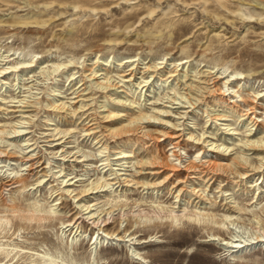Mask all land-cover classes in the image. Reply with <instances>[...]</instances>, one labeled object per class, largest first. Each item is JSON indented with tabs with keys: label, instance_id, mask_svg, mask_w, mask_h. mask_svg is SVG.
<instances>
[{
	"label": "rangeland",
	"instance_id": "rangeland-1",
	"mask_svg": "<svg viewBox=\"0 0 264 264\" xmlns=\"http://www.w3.org/2000/svg\"><path fill=\"white\" fill-rule=\"evenodd\" d=\"M132 68L136 78L125 82ZM0 71V151L16 156L0 159V264H264V151L245 143L264 139V109L252 130L246 115L255 96L264 108V0H0ZM208 76L211 95L185 85ZM233 90L248 101L229 102L224 93ZM111 107L128 113L115 127L142 126L151 137L100 127L108 135L98 143L101 133L87 127L94 116L107 124ZM23 115L30 120L21 124ZM176 124L182 160L160 134ZM18 126L26 133L14 132ZM129 140L123 149L132 157L118 161ZM30 151L34 172L24 160ZM152 155L163 165L158 180L167 166L216 156L248 165L195 179L204 200L192 192L177 198L172 183L144 186ZM110 167L126 183L79 200L110 178ZM63 180L77 197L61 198ZM89 205L109 222L104 229L87 218Z\"/></svg>",
	"mask_w": 264,
	"mask_h": 264
},
{
	"label": "bare ground",
	"instance_id": "bare-ground-1",
	"mask_svg": "<svg viewBox=\"0 0 264 264\" xmlns=\"http://www.w3.org/2000/svg\"><path fill=\"white\" fill-rule=\"evenodd\" d=\"M160 68H158V69H160ZM156 71H158V70H156ZM208 74L210 75L211 73H208ZM91 75L94 78H98L100 76V74H98V72H95V71H92ZM121 76L122 77H127V79L124 80L125 82H127V81H131L130 78H132V77L136 78V73H135V70L132 68V71L130 73L122 74ZM218 78H220V77H218ZM210 79H209V76H208L207 78H205L203 81H201L199 83L195 84L194 82H190V83H186L185 85H188L190 91L191 92H195L197 95H201V96H204L205 94H210L211 95V94L214 93L215 90L212 89V87L209 85ZM165 81H167V79ZM233 91H234V95L233 96H232L231 93H229V94L224 93V96L225 95L226 96L229 95V97H228L229 98V102H234V100H231V98L232 97L234 98V97H237V96L240 97V99H239L240 101H242V100L244 102L248 101L245 98H243L241 94L238 95V91L239 90H233ZM257 98L258 97L255 96V99L252 101L251 104H249V111L250 112H246V115L249 114V117L251 116V118H250L251 119V123H253L252 127L249 130H252L253 126L258 124L257 122L259 120H256V117L260 116V115H258V113H261V112H258V109H264L263 106L258 103V100H256ZM259 98H261V96ZM219 100L220 101H218V102L220 104H225V103L228 102V100L224 99V97H222V99H219ZM237 106H238V104H237ZM83 107H85V104L82 103L81 108H83ZM89 109L90 108H88L87 110L82 112L81 113V117L83 115L87 114V111ZM17 111H19V110H17ZM20 111L25 112L23 110H20ZM106 112L107 113L102 118H103V121L106 122L107 124H104L103 126L101 125V123H99V121H96L97 118L95 116L91 118L90 123L91 122L92 123L87 127V131H88L89 135L94 134L96 136L97 133H101V130L97 131V129L101 127L106 132H108V134H112L115 137L130 136V135H133L136 131H140V130H141L140 132L143 135L142 137H144V136H149V138L151 137L150 134H147V132L144 131V128L142 126H140L139 128L138 127L137 128H133V127L132 128H125L123 126L115 127L116 123H113L112 121H116L115 119H119V118H122L124 116H128V113H125L124 109L121 110V109H117L115 107H111L110 109H107ZM159 112H158L159 114H163L164 115L165 113H167V116L171 115L170 111H168V110L159 109ZM250 114H253V115H250ZM91 116H93V115L89 114L87 117H91ZM29 117H30L29 115H23L21 117L22 119L19 121V123H21V124L26 123L25 121L30 120ZM142 117L143 118L146 117V118L149 119L152 116H148V115H145V114L141 113V119H143ZM62 119L66 120V119H68V117L64 116ZM157 119H159V118H157ZM164 121L165 120L160 119V123L165 124V125L168 126L167 122H164ZM177 126H178L177 124L174 125V126H169V127H167L168 128L167 130L162 131L160 134H161V136H164L165 138L169 139V141H170V143L172 145V148H171L172 154L171 155L177 156L178 159L182 160V153H179V151L182 148V142H183L182 136H183V134L180 133L181 129L177 128ZM21 128H25V126L16 127L14 129L15 130L14 132L18 133V135H21L22 133H26V132L22 131ZM58 134H55V135H58ZM108 134H104L103 132L100 135L97 134L96 137L98 139V143H101L103 141V138L105 136H107ZM230 134L232 135V134H234V132H232ZM193 137H194L193 134L189 135V137L187 138V141L188 140L189 141H193ZM194 139H196V137H194ZM28 140H30V139H28ZM57 140H61V137L58 138ZM161 140L162 139H159L158 141H161ZM205 142L208 143L209 141L206 140ZM197 143H199V141ZM245 143L247 145L256 147L257 149L264 151V139H261V140L247 139ZM34 144L35 143H31V144L28 143L29 146H32ZM131 144L132 143L130 142V140H129V142L122 141V143L118 147L121 150L116 152V154H119V156L117 158H115V159H117L118 161H121V160H125L127 158L132 157L131 154H129L126 149H123V147H129ZM146 144H145V146H146ZM209 145L214 146V142L212 144H209ZM221 145H223V144H221ZM221 145L218 144V145L215 146L217 148V151H220V149H223V148H221ZM148 146L149 145L147 144L146 147H148ZM104 148H106V146ZM225 149L226 150H224V151L226 152V151H228L229 147H227V148L225 147ZM34 150H31V151H34ZM31 151L29 152L30 154L25 155L24 160H25V164L28 165L27 170L29 172H34L35 169H37L39 167V166H37L39 164V161H38V158L33 157V153H31ZM4 152H6V151H0V159L3 158V157H7V159H11V158H15L16 157L12 153H9V152L4 153ZM205 157H207V156H205ZM223 160H224V157L216 156L215 159H213V158L205 159L204 162L201 163V164H194V162H191V163L185 165V167L183 169L180 168V166L177 165V164L176 165H171L169 167L167 166L168 171L165 173V175H164V177H162V179L158 180L159 179L158 176L162 175L164 173V170L161 169L163 167V165L161 164V161L159 160V158H157V157L152 155L151 157L146 158L144 160V165H145V167L151 169L149 174L153 175V178L151 179L152 181H148L146 183L144 182V186H146L147 188H153L154 190L157 187L158 188L160 187L158 190H161L162 186L172 183V189H174V188L176 189L175 192H177V195H176L177 198L182 196L184 194V192H187V193L192 192L193 195H196L199 198L202 196L201 197V200H202L204 198V195H202V193H199L200 190L197 187L194 186L196 184L195 179H197L198 177L201 178V179L204 178L202 181H207V182L212 181L213 179L216 180L217 177H219L218 175L221 172L225 171L228 168L229 165L231 166L232 163L236 164V166H238L240 168H246L247 169L248 160L246 158H242V159L238 158V160H239L238 163H236L234 161L235 159L231 158V163L230 164H225L226 161L224 163ZM262 160H264V159H262ZM261 162H263V161H261ZM110 164L111 163L109 161V162L106 163V166H109ZM119 165H123V163L119 164ZM108 170H110L112 172L110 174L111 175L110 178H107L103 183L93 184L91 187L83 189L81 191V195L82 194L83 195L81 196V198L79 200H81L83 196H87L88 194L93 193V192H88L89 190L100 189L101 187H107V186L114 187L117 184H118V186H120L123 181L124 182L127 181L126 178H122L121 177L123 175L122 173L116 172V170H122L121 168H112V167H110V168H108ZM184 172H186V175H185L184 179L180 178L181 175ZM16 179H19V178H16ZM72 179L73 178H70L68 181H70ZM17 181L18 180H16L15 182H12V183H16ZM41 181H42L41 179L38 180V182H41ZM64 181L65 180L62 181V184H64ZM67 183H65L64 186L61 188V192L59 193V195H61V198H62L63 195L73 196V197L76 196L77 197L78 194L72 195L73 192L75 191V189H71V186L74 185V183L73 182H70L69 184H67ZM125 185L128 186V184H125ZM83 206H85V205H83ZM83 206H81V207H83ZM174 208L175 207H173V209ZM92 210L93 209H91V205L86 207V213L85 214H88L87 218L91 221L93 226L99 227L100 229H104V226H106L109 222H107L105 219H102V217H100L99 214L96 215V213L92 212ZM199 214H203L204 215V212L202 210H200ZM170 215H172V214H170ZM197 215H198V213H197ZM173 219H175V220L178 219V215L173 214ZM71 224H67V225L70 226ZM77 227H79V226H77ZM112 234H114V236H116L118 239H121L119 234H117L116 232H114ZM98 239H99V235L96 236V240H95L94 243H96L98 241ZM229 243H231V242H229ZM237 246H240V245L239 244H233V245L231 244L230 247H237Z\"/></svg>",
	"mask_w": 264,
	"mask_h": 264
}]
</instances>
